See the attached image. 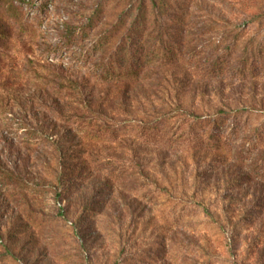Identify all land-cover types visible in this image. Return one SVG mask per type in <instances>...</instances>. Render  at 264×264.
Wrapping results in <instances>:
<instances>
[{
  "label": "rangeland",
  "instance_id": "1",
  "mask_svg": "<svg viewBox=\"0 0 264 264\" xmlns=\"http://www.w3.org/2000/svg\"><path fill=\"white\" fill-rule=\"evenodd\" d=\"M134 2L0 0V264H264V0H146L138 81L103 85Z\"/></svg>",
  "mask_w": 264,
  "mask_h": 264
},
{
  "label": "trees",
  "instance_id": "2",
  "mask_svg": "<svg viewBox=\"0 0 264 264\" xmlns=\"http://www.w3.org/2000/svg\"><path fill=\"white\" fill-rule=\"evenodd\" d=\"M235 8L240 9L237 14L245 15L250 21V26H260L262 21L261 9L257 0H236ZM146 0H135L125 12H123L118 23L110 31L103 34L102 37L95 43V47H98L100 51L103 49V59L100 61V65L96 67L98 79L103 85L108 84H132L138 81L143 68L145 67L146 60L144 56L145 46L147 42L144 40V31L146 25ZM91 23V22H90ZM129 23V29H126V35L123 34L117 44L113 45L115 39L112 35L118 32L120 26H126ZM244 32V30H242ZM237 36L233 39V44H237L242 34H236ZM245 36V35H244ZM257 40V37L250 38L249 42L252 44ZM117 46V47H115ZM172 54L174 51H166V49L160 48L157 54L165 53ZM172 55L169 57L167 63H172ZM82 57L87 58V54ZM156 57V56H155ZM157 58V57H156ZM174 58V56H173ZM263 61V51L261 49L255 50L253 47L251 51H247L245 58L243 59L241 72L244 77L252 75L258 67L261 66ZM154 62L163 63L164 60L157 58ZM264 63V61H263ZM223 66L222 63L219 64ZM172 118L164 117L158 125L150 126L148 130L144 131L145 134L153 136L155 132L160 131V125L168 123ZM218 119V118H217ZM224 119V115L219 118ZM218 119V121H219ZM216 121H212L211 124L216 125ZM210 124V125H211ZM196 125H201V122ZM195 125V126H196ZM216 129V128H214ZM213 137L210 133L209 139Z\"/></svg>",
  "mask_w": 264,
  "mask_h": 264
}]
</instances>
